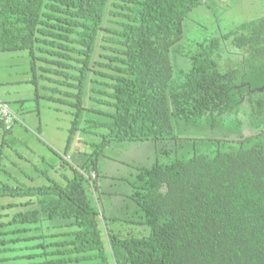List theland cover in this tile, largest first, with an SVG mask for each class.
Listing matches in <instances>:
<instances>
[{
	"label": "trees",
	"instance_id": "obj_1",
	"mask_svg": "<svg viewBox=\"0 0 264 264\" xmlns=\"http://www.w3.org/2000/svg\"><path fill=\"white\" fill-rule=\"evenodd\" d=\"M203 1L0 0V50L33 54L37 48L47 54L43 58L57 65L52 70L61 77L58 82L70 79L77 89L71 101L77 112L84 83H91V91L101 96L89 98L113 108L99 123L108 130L101 134V146L112 140L169 139L173 117L230 113L256 91L251 81L264 83L262 16L212 39L206 51L191 57L179 88L169 89L170 47L182 35L183 19ZM226 40L243 50L239 74L236 68L219 71L211 57ZM0 126L10 130L1 121ZM236 142L212 155L195 152L138 166L131 197L149 228L141 237H120L100 226L102 213L90 203L84 185L94 190L96 180L80 172L98 176V148L73 168L65 184L9 185L0 178V199L25 197L17 203L0 201V264L13 249L8 244L21 239L9 234H25L54 219L65 220L61 226L69 230L61 233L69 237L36 242L42 264H107L109 258L113 264H264V129ZM34 199L38 207H32ZM18 204L24 209L1 211Z\"/></svg>",
	"mask_w": 264,
	"mask_h": 264
},
{
	"label": "rangeland",
	"instance_id": "obj_2",
	"mask_svg": "<svg viewBox=\"0 0 264 264\" xmlns=\"http://www.w3.org/2000/svg\"><path fill=\"white\" fill-rule=\"evenodd\" d=\"M262 16L264 0H204L195 7L183 19L182 35L169 50L173 69L169 89L175 91L179 88L190 70L191 57L206 51L212 39L243 22ZM242 53L243 50L234 48L226 40L211 57L217 62L219 71L236 68L239 74ZM0 54V98L8 102L16 117L9 131L3 132L0 126V178L9 185L39 186L51 181L65 184L72 176L73 168L79 166L94 148H98L95 189L89 183L84 185L90 203L99 214L102 213L99 216L102 229L106 227L120 237H141L149 233V228L142 224V213L131 197L135 190L133 185L138 184L135 179L138 166L168 163L176 158H187L195 152L212 155L217 149L237 145V140L264 129V92L252 90L230 113L173 117V138L158 141L112 140L101 146V134L108 130L99 123L110 118L108 112H112L113 108L89 98L90 95L101 96L91 91V83H84L82 109L77 112V107L71 104L76 100L74 93L77 89L69 83L70 79L58 82L61 77L58 78L57 72L52 70L57 65L43 58L47 54L37 48L33 54L27 50ZM261 81H251L255 90L260 87ZM5 83L11 92L7 96L1 95ZM76 112V127L67 143ZM24 199L6 196L0 201L17 203ZM34 201L32 207H38L39 203L36 199ZM18 209H24L23 205L6 206L1 211L11 214ZM41 219L46 218L41 215ZM63 221L47 220L37 230L9 234L8 238L21 239L8 244L7 247L13 249L3 254L7 258L2 264H42L43 255L36 254L42 249L34 244L68 238V234L61 233L69 230L67 226H61ZM56 232L60 234L52 236ZM29 235L34 237L25 239ZM107 264H113L110 258Z\"/></svg>",
	"mask_w": 264,
	"mask_h": 264
},
{
	"label": "built area",
	"instance_id": "obj_3",
	"mask_svg": "<svg viewBox=\"0 0 264 264\" xmlns=\"http://www.w3.org/2000/svg\"><path fill=\"white\" fill-rule=\"evenodd\" d=\"M15 115L11 108L9 107V104L3 100L0 99V121L3 124L5 129H10V126L12 125L13 121L15 120ZM80 172L90 181L96 180V172L90 171V172H84L83 170H80Z\"/></svg>",
	"mask_w": 264,
	"mask_h": 264
},
{
	"label": "crops",
	"instance_id": "obj_4",
	"mask_svg": "<svg viewBox=\"0 0 264 264\" xmlns=\"http://www.w3.org/2000/svg\"><path fill=\"white\" fill-rule=\"evenodd\" d=\"M6 53V52H9V51H1L0 50V53ZM0 55H2V54H0ZM8 83V82H7ZM7 83H5V86L2 88V91H3V93L1 94V95H3V96H7V94H9V93H11L9 90H8V85H7ZM9 84V83H8ZM1 99V98H0ZM1 100H3V101H5V102H7L6 100H4L3 98L1 99ZM8 103V102H7ZM76 146H77V144H76Z\"/></svg>",
	"mask_w": 264,
	"mask_h": 264
},
{
	"label": "water",
	"instance_id": "obj_5",
	"mask_svg": "<svg viewBox=\"0 0 264 264\" xmlns=\"http://www.w3.org/2000/svg\"><path fill=\"white\" fill-rule=\"evenodd\" d=\"M263 89H264V83H263V85L261 87L256 88V91L261 92V91H263Z\"/></svg>",
	"mask_w": 264,
	"mask_h": 264
}]
</instances>
